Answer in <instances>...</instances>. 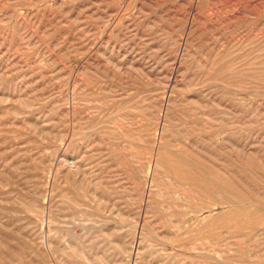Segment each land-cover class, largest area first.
Segmentation results:
<instances>
[{
    "label": "rangeland",
    "instance_id": "374dc122",
    "mask_svg": "<svg viewBox=\"0 0 264 264\" xmlns=\"http://www.w3.org/2000/svg\"><path fill=\"white\" fill-rule=\"evenodd\" d=\"M0 264H264V0H0Z\"/></svg>",
    "mask_w": 264,
    "mask_h": 264
},
{
    "label": "bare ground",
    "instance_id": "6f19581e",
    "mask_svg": "<svg viewBox=\"0 0 264 264\" xmlns=\"http://www.w3.org/2000/svg\"><path fill=\"white\" fill-rule=\"evenodd\" d=\"M169 165L174 167V169H179L180 168V166L178 164H175V163H171Z\"/></svg>",
    "mask_w": 264,
    "mask_h": 264
}]
</instances>
